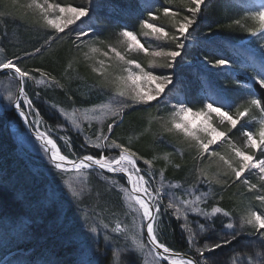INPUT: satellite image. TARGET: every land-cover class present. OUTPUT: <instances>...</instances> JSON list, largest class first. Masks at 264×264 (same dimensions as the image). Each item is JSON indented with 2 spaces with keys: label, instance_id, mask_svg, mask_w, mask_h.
Returning <instances> with one entry per match:
<instances>
[{
  "label": "snow or ice",
  "instance_id": "1",
  "mask_svg": "<svg viewBox=\"0 0 264 264\" xmlns=\"http://www.w3.org/2000/svg\"><path fill=\"white\" fill-rule=\"evenodd\" d=\"M165 3H179L183 12L158 4L141 5V35L152 36L155 41H171L175 47H159L157 50L151 44L143 43L134 30L121 26L116 35L125 51L111 43L109 22L112 14H123V9L114 0H87V6L31 0L27 5L34 10L39 28L47 35L45 44L51 46L54 40L70 37L71 43L80 53V59L98 77L92 87L106 95V102L80 112L79 115L78 109L72 112L60 109L64 119L81 134L85 131L82 122H87L89 128L93 121L98 122L99 127L93 133L94 139L89 136L84 141L97 150L94 154L69 159L61 153L49 135L38 127L35 129L34 142L39 143V151L50 171L61 177L68 172L75 174L71 182L64 181L60 186L47 191L44 200L51 207L61 203V197L66 196L77 209L83 234H74L69 241L77 246L75 264H98L93 257V246L98 242L101 229H104L106 243H111L108 236L109 225L94 218L90 223L89 215L80 208L85 197L90 196L94 190L91 184L93 176L103 181L109 191L115 189L120 194L126 209L124 215L131 216V224H123L117 220L115 227L111 229L122 234L126 241L130 240V244L126 243L119 250L121 257L116 258L114 264H132L131 260L123 258L132 254H135L137 260L142 258V264H221L213 256L216 250L232 244L243 235L255 236L256 243L245 260L239 261L234 257L233 264H264V211L255 210L249 203L237 222L233 211L224 209L215 201L217 192L214 187L224 190L240 182L247 186L249 192L264 193V93L250 86L259 85L260 89H264V3L248 5L247 14L232 22L246 31L249 37L258 38L261 50L251 53L237 50L238 56H244L243 61H233L221 56L209 62L212 69H229L224 74L233 78L237 75L230 71L234 64L238 63L245 70L251 69L253 75L250 81H236L243 89L241 96L244 99L240 103H234L230 100L227 89L212 82L210 77L219 73H208L205 78L199 79L195 98H190L191 83L179 73L186 48L192 46L193 37L189 30L194 32L193 26L199 27L198 19L203 16L204 9L211 0H165ZM105 9L107 14L102 15ZM145 11L147 19L143 17ZM158 13L169 18L171 30L151 23L158 19ZM248 20L252 21L251 26L242 23ZM105 33L108 35H104ZM42 47L35 48L34 52H26L25 55L41 53ZM127 53H143L144 56L151 57L148 68L172 71L156 73L146 70L141 62L129 57ZM97 56L104 59H97ZM20 59L19 56L0 59V102L4 110H13L31 129L38 121L28 119L33 113V100L26 91V81L45 87L63 85L56 77H50L40 69L22 68L17 63ZM89 61L92 63L89 64ZM113 61L118 66L114 71ZM72 62H76V59L70 61V65ZM34 72L39 73L40 79H36ZM154 101L159 102L153 105L157 111L160 110V104L167 105L169 111L166 115L152 117L150 123L156 120L159 123L160 138L165 135L172 137L183 146L175 149V152L181 157L187 152L194 161L191 170L193 179L185 181L187 187L168 180L165 176L166 168L155 169L154 161L157 157L147 159L114 138V129L122 122L127 110L152 105ZM195 104L200 106L194 107ZM97 112L100 114L97 115ZM245 118H248L246 123L256 121L258 128H244L241 121H245ZM109 120L111 122H107ZM224 125H227V129ZM238 125L244 129L242 134L246 137L243 147L237 146L228 135L238 129ZM27 136L28 133H25L21 145L27 142ZM215 145H227L232 158L213 147ZM173 154L165 153L162 159L171 163ZM140 161L147 168H142ZM174 167L179 169L181 165L175 164ZM253 175L257 176L258 183L252 181ZM117 176L123 177L126 184L118 180ZM96 194L99 195V192ZM21 198L31 205L25 194L21 193ZM254 199L264 204V194L256 195ZM169 213L183 222L181 227L186 233L189 249L195 248L198 258L189 257L187 253H176L162 239L166 230L162 217ZM220 216L227 219L220 221L223 229L217 230L216 221ZM0 220L5 221V226L15 233L16 238L26 239L29 236L31 225L27 219L12 218L8 221L0 217ZM213 236L216 238L213 239ZM19 264H60V261L55 253L49 252L47 255L34 254L32 257L19 258Z\"/></svg>",
  "mask_w": 264,
  "mask_h": 264
},
{
  "label": "trees",
  "instance_id": "2",
  "mask_svg": "<svg viewBox=\"0 0 264 264\" xmlns=\"http://www.w3.org/2000/svg\"><path fill=\"white\" fill-rule=\"evenodd\" d=\"M51 1L63 2V0ZM221 1L227 2L228 7L226 9L219 7ZM80 2L82 1L69 0L71 5L87 6L86 2ZM114 2L120 9H123V14H112L109 27L110 31L113 32H118L121 26H127L139 35L141 5L144 4H158L161 7L183 12V8L179 3L170 5L165 3V0H114ZM243 7L245 8L244 4L238 0H213L204 10L205 17L198 19L199 27L195 26V31H192L195 45L186 48V59L183 58L181 66L188 62L195 63V56L198 55L201 58H210L211 61L221 56L229 60L238 61L236 57H230V53H224L219 48L223 49L227 47L232 54L237 55L238 49L236 47L233 49L230 45H236L237 42H242L249 37L246 31L232 23L233 20L240 19L243 16ZM143 17L145 19L148 18L146 11L143 12ZM8 18L12 20L0 19V59L19 56L21 59L17 63L22 68L26 70L40 69L48 73L50 77H56L63 85V87H59L60 91L54 92L59 99L67 98L69 102L79 104L83 98L86 97L87 100L90 96H93V92L91 91L93 90L92 86L86 82L77 83L71 79L72 75L83 76L87 81V78H90V76L82 71L85 67L80 63L72 62L70 65L71 60H67L70 57L68 52L71 51L72 46L69 39L64 48L61 46L57 52L50 53L51 51H49L43 39L37 35V29L40 30L38 25H28L21 17L13 16ZM151 23L157 26H164L166 30H171L169 18L164 17L162 13H158V19L151 21ZM242 23L246 26L252 25V21L250 20L242 21ZM229 25L232 26L229 27ZM26 27L28 28L27 30L25 29ZM12 36L18 38L20 44H16ZM9 37L12 39L11 42H9ZM142 42L146 44L144 40ZM206 43L214 47L213 51L209 50L210 47L206 46ZM249 44L257 52L261 50L256 38L250 39ZM37 47H42L41 53L35 54L32 58L25 55L26 52H34ZM162 47L171 49L175 45L173 42L162 43ZM76 64H78V67ZM233 67L239 71L236 80L226 75H219V78L221 76L223 79L216 78L212 82L218 87L227 89L230 100L234 103H240L244 99L241 96L243 89L237 85L236 81L246 83L251 80L253 73L251 69L245 70L239 67L238 63L234 64ZM65 68L66 70H64ZM34 76H37L36 79H38L39 73L34 72ZM182 76L188 78L186 74H182ZM190 80L193 81L192 91L196 94L199 79L196 77L195 79L190 78ZM250 86H254L258 92L264 93V89H260L259 85ZM90 88L92 89L89 90ZM44 89V87L37 86L33 81H26V91L33 100V113L29 116V120L35 119L38 121V124L32 128L36 129L38 127L40 131L49 135L57 144L61 153L68 156L69 159H75L85 154H94L96 152L95 149L84 143L85 137L83 134L74 130L58 112L40 101L48 95L46 92L48 88L46 91ZM151 109L154 108L135 107L134 109L127 110L122 122L114 129V137L121 133L122 137H125L122 140L124 141L123 143L127 142V145L131 143L130 147L142 156H146L142 150L151 144L156 150H167V153H171L163 145V140L173 142L175 140L172 137L165 135L161 139L159 126L157 127L159 131H156L155 138L151 137L153 134L151 130L155 132L156 129L152 124H149L151 126H149L150 129L148 128V131L147 129L145 130V122L142 121V118H145V115L148 116ZM256 116L259 117L258 112H256ZM254 125L255 121H252L249 125H244V127L250 130ZM12 127L19 128L23 134L28 133L17 114L13 110H4L2 102H0V201L2 202L0 210L5 216L8 215V218L27 219L31 225V231L26 239L16 238L15 233L9 227H6L5 224L1 223L3 226H0V264L5 255H7L6 260L12 259L10 260L12 264H19V258L32 257L34 254L47 255L49 252L55 253V257L60 261V264H73L77 259V246L69 241L74 234H83L77 209L72 206L66 196L61 197V203L49 207L44 200V196L53 187L60 186L65 181L66 176L74 173L68 172L63 174L62 177L58 176L56 172L50 171V167L43 157L33 160L32 154L26 151L22 152V155L12 136ZM238 133L237 130H233L228 135L234 136V134L238 135ZM28 136L30 135L28 134ZM158 137L159 140L156 141ZM28 140L33 143L31 137H28ZM37 156L39 155H36V158ZM40 161L42 162L41 165H39ZM139 163L142 168H146L141 162ZM174 164H180L181 167L177 169L173 166ZM193 166L194 161L188 153H185V156L181 158L173 155L171 163L166 166L165 176L172 182L185 184V181H191L189 177L192 172L190 171V175H188V171L192 170ZM36 173L39 174L37 175ZM107 175L111 176V174ZM116 178L125 183L123 177L117 176ZM91 184L94 190L90 196L85 197L80 208L83 210V213L89 215L90 223L93 222L94 218L96 221H102L109 225L108 236L111 241L110 244L106 243L103 235L104 229H101L98 242L93 246V257L97 260L98 264H114L117 258L115 250L117 245L120 246L118 242L121 236L111 231V229L115 227L117 220L123 223L122 206L120 204L121 196L115 189L109 191L104 182L99 181L95 176L91 177ZM236 186L237 184H234L230 189L226 187L224 190L216 188L217 195L215 196V201H218L221 207L231 210L233 213L239 205L235 202V196H229L227 192H230L231 188H235ZM185 187H187V184H185ZM97 191L99 195L96 194ZM21 193L25 194L31 201L30 206L21 198ZM220 196H223L222 200ZM215 201H210V203ZM41 205L44 207L41 208ZM6 208L10 210L7 211ZM162 219L166 227L162 236L164 242L174 249L176 253H187L192 258H198L195 248L189 249L186 233L181 227L183 222L175 219L170 213L165 214ZM190 219L200 218L190 217ZM226 219L223 216L219 217L216 221L217 230L223 229L220 221H226ZM212 238L215 239L216 237L213 236ZM14 240L15 242H13ZM256 240L255 236L243 235L237 241H233L232 244L216 250L213 256L221 264H233L234 257L236 260L243 261L247 258L248 254L252 253Z\"/></svg>",
  "mask_w": 264,
  "mask_h": 264
},
{
  "label": "rangeland",
  "instance_id": "3",
  "mask_svg": "<svg viewBox=\"0 0 264 264\" xmlns=\"http://www.w3.org/2000/svg\"><path fill=\"white\" fill-rule=\"evenodd\" d=\"M81 1L82 2H80V3H85V2L87 3V0H81ZM212 1L213 0H211V2ZM238 1L242 2L244 4V6H245V8L243 7V10H242L243 11L242 12L243 16H245L247 14L246 7L248 5L263 3V0H261V1L260 0H238ZM50 2L58 3V2H55V1H51V0H50ZM29 3H31V0H0V19L1 20H3V19H7V20L9 19L10 20L11 18H8V17L15 16V17H18V18L21 17V19L25 20L28 25H38L37 24L38 17L33 14L34 10L29 9L27 7V5ZM59 3H61V4H70L69 0H63V2H59ZM219 7H221L222 9L223 8L226 9L228 7V4L225 1H221ZM11 14H13V15H11ZM101 14L102 15H106L107 14V9H105L104 12L101 13ZM202 17H205V15L203 14ZM195 26L196 25H194L193 28H195ZM25 29L27 30L28 28L26 27ZM189 31L192 32L193 30L190 29ZM110 32H111V43L114 44L116 47H118L121 51H125L124 46L120 45L118 43L119 37L116 35L117 32H113V31H110ZM37 35L40 38H42L44 42L47 39V35L42 29H40V30L37 29ZM61 35H63V34H61ZM104 35H108V33H105ZM139 36H140L141 41L144 40L146 42V44H151L153 46V48H156L157 50L159 49V47H162V43L163 44L164 43H171L170 41H168V42L155 41L152 36L144 37V36L141 35V29H140V34L138 35V38H139ZM13 38H14L13 41L16 44H20L18 38H16L15 36ZM252 38L253 37H248L244 41L237 42L238 44L236 43V45H233V46L230 45V46L233 49L236 47L238 50H246L249 53L257 52L256 49L253 50V48L251 47V44H249V40L252 39ZM68 39H69V42L71 43V38L70 37L68 38V36H64V38L62 40H54V41H52L51 42V46L46 44L47 48L49 49V51H51L50 53L57 52L59 47L62 46V48H64V45L67 43ZM85 39H87V38H85ZM11 41H12V39H10V37H9V42H11ZM256 41L258 42V38H256ZM193 45H195V44H194V40L192 39V46ZM11 46L13 47V45H11ZM206 46L210 47L209 48L210 51L212 49H214V47L210 46L209 43H206ZM101 47H103V46H101ZM13 48H15V47H13ZM219 49L223 50L224 53H230L229 56L230 57H236L238 59V61H243L244 60V56L241 57V55L238 56V55L232 54L227 47L226 48L224 47L223 49H221V48H219ZM68 53H69L68 55L70 57H68L67 60L68 61H70V60L73 61V59L75 58L76 59L75 63H78V64L80 63L83 67H85V68L82 69V71L86 75L90 76V78H87V81L85 80V78H83V76H74V75H72L71 79L74 82H77V83L78 82H82V83L86 82L88 85L92 86L94 81H96L98 79V77H96L91 72L90 68L82 61V59H80V53L76 50V48H75V46L73 44L71 46V51H69ZM127 55L129 57L135 58L136 60L141 62L142 65L146 68V70L153 71V72H156V73L172 71L170 69H165V68H148V61L151 59V57H146V56L143 55V53H127ZM186 55H184L183 58L186 59ZM34 56L35 55H32L31 58L34 57ZM198 56H195V59H196L195 63L188 62L186 64L184 63L183 66H181V64H180V68H179L180 75L182 76V74H186L188 78H186L184 76H182V77L186 78L191 83V85L193 84V81H191L190 78L191 79H195L197 77L198 79H200V78L203 79V78H205L206 74H208V73H213V74L219 73V75H226L224 73L229 71V69H223V70L222 69H212L211 65L209 63L211 61L210 58H206V57H202L201 58V57H198ZM0 58H1V54H0ZM97 59H104V57L97 56ZM178 60H180V58H178ZM88 63L91 64L92 61H89ZM112 63H113V69L112 70L114 71V70H116V68L118 66L115 64V61H113ZM78 64H76L77 67H78ZM205 65H208V66L205 67ZM96 66L98 67L99 65H96ZM183 67L185 68L184 70H183ZM66 68L64 70H66ZM230 71H233V72L237 73V75L234 78L232 76H229V75H226V76L232 78L233 80H236V77L239 75L238 69L232 67L230 69ZM33 75H34V73H33ZM219 75H217L218 77H214L216 75H212L210 78H211V80L213 79L212 81H214V79L219 78ZM36 78H37V76H36ZM220 78L223 79L221 76H220ZM38 79H40V76L38 77ZM224 86H226V85L224 84ZM41 87L45 88L44 91H46V89L48 88V90L46 91L48 95L46 97H49V98L45 97L44 99H42L40 101L43 104H45L48 107H50L53 110H55L56 112H58L59 114H60V109L63 108L67 112H72L74 109H78L79 111L77 112V115H79L80 112H83L85 110H88V109H91V108H93L95 106H98L99 104H101V102H106V95L102 94L101 92H99L95 88H93V90H91L92 88L89 89V90H91L93 92V96H90L87 100H86V97L83 98L82 100L80 99L81 101H80L79 104H74V103L69 102L67 98L66 99L57 98V94L54 93V92H56L58 90L60 91L59 86L53 85L51 87V85H50V86L45 87V86L41 85ZM49 87H51L53 90L51 88H49ZM195 96H196V94L192 91V96L190 98H195ZM66 100H67V102H66ZM161 100H163V97H161ZM158 103H159L158 101H154L152 105L136 106L138 108H140V107H142V108H149V107L154 108V109H151V112L148 113V116L145 115V118H142V121L145 122V125H144L145 126V130L147 129V131H148L149 126H151L149 124L154 125V127H156V129L159 126V124H158V122L156 120H152L151 123H150V119L152 117H156V116H159V115H166V113L169 111V107L167 105H165V104H160V110L157 111V109H155V107H153V105H156ZM53 105H55V107H53ZM199 106H200L199 104H195L194 105V107H199ZM96 114L99 115L100 113L97 112ZM17 116H18V114H17ZM19 119L22 122L20 117H19ZM247 120H248V118H245V121H241V124H243L245 126L249 125L251 122L250 123H246ZM107 122H111V121L109 120ZM107 122L104 125L105 131H106ZM67 123L71 126V124L69 122H67ZM258 126H259L258 123L255 121V125L250 130H255L256 128H258ZM82 127L85 130L84 133H83L85 139H87L89 136H91L94 139L93 133L95 132L96 128L99 127V124H98L97 121H93L91 128H89L87 122H82ZM223 127L225 129H227V125H224ZM156 129H155V132L153 130H151V133L153 132L151 137H153V138H155V136L157 134L156 131H159L158 129L157 130ZM234 130H237L239 132L238 135L234 134V136H230V135L229 136L233 139V141L235 142V144L237 146L243 147L244 141L246 140V137H244L243 134H242L244 129L240 128V126L238 125V129H234ZM11 132H12V136H13V138L15 140V143L17 144L18 150L21 151V154H22V152H25V151L27 153L32 154L33 160L34 159L37 160L38 157H43L42 153L39 151V144L37 142H34L35 140L32 137H31V139L33 140V143L28 140V137L30 138V136H27V138H26L27 142L24 143L23 145H21V140L25 138V134H23V132H21V130L19 128H17V127H14V128L12 127L11 128ZM114 138H118L121 142H124L122 140L125 139L124 136L122 137L121 133L117 134ZM157 140H159V137L156 139V141ZM126 143L127 142H125V144ZM163 143H164L163 145L167 147V148L166 147H164V148L169 149L171 153H174L173 155H176V156L181 158V156L178 153L175 152V149L183 147L180 143H178L177 141L170 142V141H166V140H163ZM130 144H128V146H130ZM213 147H217L218 150L221 151L223 154H225L227 157L232 158V153L229 151L227 145H224L222 147L219 146V145H215ZM95 151H97V150H95ZM142 151L145 153L144 155H146V156H143V157H145L147 159H152L153 157H157V159L154 161V168L155 169L167 168L166 166L168 164H170V163H167L165 160L162 159L164 154L168 152L167 150H165V151L156 150L151 144V145H148L146 148H144ZM185 153H187V152H185ZM36 155H39V156H37V158H36ZM257 155H259V153H257ZM25 156H27V155H25ZM184 156H185V154H184ZM41 159L43 160V158H41ZM140 162L143 164L142 161H140ZM41 164H42V162L40 161L39 165H41ZM144 166L147 168V165H144ZM190 171L191 170L188 171V175H190L189 174ZM74 175L75 174L66 176L64 180L68 181V182H71L73 180ZM111 175H113V174H111ZM246 175H248V173H246ZM21 178H24V177H21ZM189 178H191V180L193 179V172L191 173ZM157 179H158V177H157ZM251 179H252V181L254 183H258L257 176L253 175L251 177ZM125 183H126V181H125ZM236 184H237V186L235 188H231L232 190H230V192L227 190L228 191L227 193L229 194V196L230 195L235 196L234 197L235 198V202H237V205H239L236 208V210L234 211L235 214L233 213L234 217L237 220V222L239 220V216L246 211L247 207L249 206V203H251V205L254 207L255 210L264 211V204H261L260 201L254 199V197L256 195H261V194H264V193H257L255 191L249 192L247 190V186L246 185H243L240 182H236ZM214 187L215 188H219L218 186H214ZM227 189H230V187H227ZM0 204L2 205L1 201H0ZM120 204L122 206L121 213L123 214L122 215L123 224H131V216L130 215H128V216L124 215V212L126 211V209L124 208V202H123L122 199L120 200ZM6 210L9 211L10 209L6 208ZM0 217H4L8 221L11 220V218H8V215L5 216L3 214V212H1V210H0ZM1 223L5 224V221L0 220V226H3V224H1ZM118 235H120L122 239L120 238V241L118 242V244L120 246L117 245L116 250H115V256H117V258L121 257V253H120L119 250L126 243L130 244V240L126 241L122 234H118ZM6 256L7 255L3 256L1 264H8L9 262H12V261H10L12 259L6 260ZM123 258L131 260L132 264H142V258L140 260H137L135 254H132V255H129V256L123 257ZM7 261H8V263H7ZM73 264H75V262ZM163 264H166V262H163Z\"/></svg>",
  "mask_w": 264,
  "mask_h": 264
},
{
  "label": "water",
  "instance_id": "4",
  "mask_svg": "<svg viewBox=\"0 0 264 264\" xmlns=\"http://www.w3.org/2000/svg\"><path fill=\"white\" fill-rule=\"evenodd\" d=\"M29 119V118H28ZM22 120V119H21ZM22 122H23V120H22ZM24 124V123H23ZM24 126H25V128L27 129V132H28V134L30 135V137H32L34 140H35V129H33V128H29V126L28 125H25L24 124ZM145 236H146V233H145ZM190 257V256H189Z\"/></svg>",
  "mask_w": 264,
  "mask_h": 264
},
{
  "label": "bare ground",
  "instance_id": "5",
  "mask_svg": "<svg viewBox=\"0 0 264 264\" xmlns=\"http://www.w3.org/2000/svg\"><path fill=\"white\" fill-rule=\"evenodd\" d=\"M261 1V0H260ZM258 2V1H257ZM259 3V2H258ZM263 3H264V0H263ZM29 118V117H28ZM38 143V142H37ZM39 144V143H38Z\"/></svg>",
  "mask_w": 264,
  "mask_h": 264
}]
</instances>
